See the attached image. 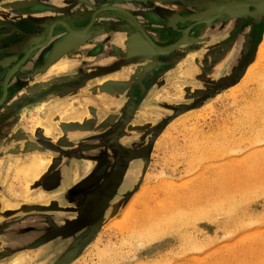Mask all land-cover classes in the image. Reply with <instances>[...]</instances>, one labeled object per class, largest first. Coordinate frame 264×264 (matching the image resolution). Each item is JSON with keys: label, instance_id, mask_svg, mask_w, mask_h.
Listing matches in <instances>:
<instances>
[{"label": "rangeland", "instance_id": "obj_1", "mask_svg": "<svg viewBox=\"0 0 264 264\" xmlns=\"http://www.w3.org/2000/svg\"><path fill=\"white\" fill-rule=\"evenodd\" d=\"M228 1L200 0L206 7ZM41 2L0 0V25L17 16L29 22L68 23V0ZM32 5L39 17L19 12ZM160 9L170 13L165 4L152 11L157 14ZM228 12L217 17L209 12L190 31L188 22L177 30L165 27L164 21L149 26L142 16L132 13L157 48L181 40L180 46L145 61L121 59L103 66L92 60L70 63L66 54L11 82L17 90H26L9 96L16 103L7 115L8 123L16 120L8 125L14 137L58 131L63 139L68 116V125L87 123L86 135L120 127L129 136L147 138L145 161L135 174L130 169L126 173L133 176L126 194L110 201L90 233L68 239V250L76 249L71 264H264V58L247 74L257 62L259 47L264 54V5L251 14L231 16ZM103 31L116 32L119 49L129 40L142 39L123 16L112 18ZM102 46L88 45L82 51L98 53ZM19 49L15 46L10 51ZM126 50L118 51L124 55ZM72 65L77 71L68 77L64 70ZM115 70H127L126 79L101 75ZM70 83L90 84L89 96L79 100L78 91L70 94L67 109L61 105L46 110L44 104L35 102L45 101L52 87ZM105 85L108 92L101 89ZM62 96L57 95L59 100ZM113 117L115 125L110 122ZM84 132L68 133V157L80 148L83 140L77 138ZM48 170L40 171L36 180L18 177L15 171L10 193L23 199L38 187L39 174ZM22 184L25 193L15 190ZM136 196L130 215L124 217ZM26 207L22 204L18 210ZM41 208L47 213L50 205ZM11 243L0 247V264H55L60 256L34 253L31 248L18 250Z\"/></svg>", "mask_w": 264, "mask_h": 264}, {"label": "crops", "instance_id": "obj_2", "mask_svg": "<svg viewBox=\"0 0 264 264\" xmlns=\"http://www.w3.org/2000/svg\"><path fill=\"white\" fill-rule=\"evenodd\" d=\"M32 3L42 2L41 0H32ZM68 3L70 6L68 8V17L78 14L81 16L89 15L93 8L99 6L108 5L109 7H113L117 10H123L135 14L140 10L152 11V8H154L155 6L163 4L161 2H159L158 4L157 1L154 0H141V2H137L136 0H68ZM166 7H169L170 13H179L185 10L184 7H178L176 5L166 4ZM32 13L34 14L30 17L37 18L38 14L36 12ZM17 18L19 19H16V17L10 18L9 20H7V22L4 23L5 25H0V62L4 57L12 55H2L1 53L6 49H13V47L17 45L16 43L24 40V37H21L20 35H23L25 33L27 27H31L30 23L37 22H27L28 20H25L23 16H17ZM69 27L76 31L80 29L82 30L81 27H74L72 23H70ZM94 29V27H91L89 29V33L92 34L95 31ZM117 36L118 35L115 31L110 33H105L104 31H102V34L100 36L95 37L90 42L87 41L86 43L82 44V46H80L76 51L69 53L66 60L68 59L70 63L72 61H74L75 63H81V61L84 60H92L96 61L99 65L102 66L105 65V63L111 61L114 62L121 59H124L126 61V56L128 54L123 53L124 55H121L122 53L118 51L120 49L124 50L126 46L124 44L123 47L120 44V49L118 48L119 42L116 41ZM130 41L131 40H129L128 43H131ZM99 43H103V46L98 53H86L85 51H82L87 49L88 45H91V47H93L94 45L97 46ZM155 45L158 44L155 43ZM106 51H108V53H106ZM13 56L16 57V60H19L21 57L18 54H13L11 57ZM58 62L55 65L60 64ZM99 62L102 64H100ZM36 64L37 63L34 64V62H32L31 64L23 65L21 73L30 72L31 70H34V72H36ZM73 66L74 65L70 66L69 69L67 68V70H64V74H66V76L72 77L73 72L77 71L73 69ZM75 66L77 65L75 64ZM44 68L45 67L42 66L41 69ZM126 72L127 70H123L122 72L115 70L102 73L101 75H109V78H113L116 76L115 80L120 81L126 79V75H123V73ZM172 72L173 70H170L165 75H169V73ZM81 73H83V71H81ZM85 73H89V71ZM52 77H54V75ZM84 84L70 83L60 87L54 86L52 87V89H49L48 92L50 95L45 98V101L36 99L37 101L35 102L44 104V108H46V110L61 105H64V107L67 109L68 103L70 102V94H74L78 91V93H76V97L79 100L82 99L83 96H89L87 94V88H89L91 85L89 84L86 86ZM10 85H12V83H10ZM10 85L7 98L0 103V247H4L5 245V247L7 248L9 247V243L11 241H13L14 243H11L12 247L18 245L25 236L31 233L30 230H34L36 232L41 230L42 226H44L45 223L43 220H39V218H43L45 222H47L49 229L60 228L63 229V234L67 233L66 231L68 227V221H72V218L68 216L69 206L72 204L71 201L68 200V196L71 192L72 186L79 182L84 177L87 171V169H85L87 167L81 161H76L72 163L73 165L69 164L68 133L64 135L63 139L58 131H52L49 133V135L39 133L33 137L21 136L22 138L14 137L12 133H9L10 131H8V125L11 123L15 124L16 122V120H13V122L9 121V123L7 121L8 113L13 111L12 107L16 104L15 102H13L12 96L10 98L9 96L14 92V90H16V92L26 91L17 90L16 88H14V90L12 91L10 90ZM38 90H40V88H38L37 90L35 89L34 92H37ZM58 94H63L64 96L62 97H64V99L59 100V97H57ZM96 104V101H92L93 106H96ZM64 122L66 123V125H68V116L64 118ZM56 134H58L60 138ZM86 134L87 133L84 132L82 135L86 137ZM82 135H79L77 139L84 140V136ZM59 139H62L60 143H58ZM20 148H23L24 151L20 152ZM35 156L44 157L43 159L48 161L47 163H45V168L42 169L40 173L44 172L48 167H50V170H48L46 174L39 176V178L36 177L39 180H37L39 182L37 183L38 187L34 190H29L26 197H23V199H21L17 196H12V194L10 193L9 185L13 174L15 173V171H17V176L22 177L23 175L21 174V172L24 167H26L25 165L29 164L33 158H36ZM51 159L54 160V163L52 165L50 164ZM133 169L134 168L131 166L130 170L132 173ZM28 180L30 179L28 178ZM33 180L30 181L29 184L33 183ZM123 183L124 181L121 183L119 189H121ZM23 186L24 184L20 185L19 187L16 186L15 190L19 192L24 191L25 193ZM119 189L117 190L115 197H118L119 195H122L124 193L123 190L119 193ZM124 191H126V189H124ZM22 204L27 205V207L22 211L18 210ZM49 205L50 208L48 209L47 213H44L45 210H37L38 207L41 208L42 206ZM23 212L28 213L25 216L23 215ZM23 230H26V232H24Z\"/></svg>", "mask_w": 264, "mask_h": 264}, {"label": "water", "instance_id": "obj_3", "mask_svg": "<svg viewBox=\"0 0 264 264\" xmlns=\"http://www.w3.org/2000/svg\"><path fill=\"white\" fill-rule=\"evenodd\" d=\"M136 1L141 2V0ZM154 1L161 2L165 5L169 4L176 5L178 7L181 6L184 7L185 10L179 13L172 14L165 11L164 9H160L159 13L157 14L151 10H140L138 12L139 16H142L144 20L148 21L149 26H153V24L154 26H156L154 22L164 21L163 23H165V27L172 26L174 30H177L179 27H183V25L188 22L190 23L187 24V27L190 28L189 31L193 29L195 25H197L201 18L208 16L209 12L211 14H215L214 16L216 17L224 14L226 11H229L228 13L231 16H240L242 14L248 13L249 11L250 14L256 12L264 5V0L258 2L259 4L251 3V1H246L245 3L234 4H208L207 7L204 6L202 2H200V0ZM233 6H242L244 8H242L241 10H229ZM35 8V5L24 6L19 9V12H36ZM199 8L209 10L206 13H198L196 12V10ZM122 16L124 20L126 19V22L132 23L134 25V28L142 36V39L134 38L133 40H131V43H128V45H126V54H128L126 56L127 61L141 62L152 58L156 54L168 55L181 44V40L179 39L180 41H177L175 44L168 48H157V46L154 44V42H152L147 33L143 31V28L138 23L137 18L132 13L123 10H117L113 7H109L108 5L93 8L89 15H71L68 17V23L61 20L50 21L49 23H30L31 27H27L25 33L23 35H20L21 37H24V40L16 43L17 45H15L18 46V49H20L17 51H10L9 48L1 53L2 55L18 54L21 57L19 60H16V57H11L12 55H9L4 57L0 62V81L2 80L0 84V103L7 98L10 83L20 77H23L27 73H21L23 65L31 64L32 62H34V64L37 63L35 68H41L42 66L45 67L46 65H49L50 63L58 60L62 56L76 51L80 46H82V44L86 43L87 41L90 42L95 37L100 36L102 34V31L104 30V26L109 25L112 18L113 20L121 19ZM161 16H164V18H161ZM70 23H72L74 27H81L82 30L80 29L76 31L71 29L69 27ZM91 27L95 28V31L92 34L89 33V29ZM185 31L181 36L182 38L184 37ZM14 88H16L15 84L10 85V90L13 91ZM108 88V85L101 87L102 90L107 92L109 90ZM86 125L87 123L85 122H83V124L65 125L63 134L65 135L69 132H84L87 129ZM37 210H45V208L38 207ZM75 252L76 249L70 250L62 258V260L58 262V264L66 258H68L67 261H64L65 263L62 262L61 264H71L74 259Z\"/></svg>", "mask_w": 264, "mask_h": 264}, {"label": "flooded vegetation", "instance_id": "obj_4", "mask_svg": "<svg viewBox=\"0 0 264 264\" xmlns=\"http://www.w3.org/2000/svg\"><path fill=\"white\" fill-rule=\"evenodd\" d=\"M246 1L260 2V0H229L224 4ZM242 8L244 7L233 6L229 10ZM116 121L114 117L110 120L113 125ZM98 131L96 129L89 133L80 148H76L78 151L71 152L68 157L69 164L81 161L88 169L84 177L72 186L68 196V200L72 203L69 206L68 216L72 218V221H68L67 233L63 234V229L60 228L49 229L47 222L39 218L45 223L42 229L37 232L30 230L31 233L19 242L20 247L16 245L14 248L18 250L31 248L34 253H55V256L58 253L60 256L54 262L56 264L70 250H68V239L71 241L73 237L82 238L87 235L103 217L130 167L134 168V174L138 171V167H141L146 158L144 149H146L147 138L129 136L120 127L106 134ZM105 139L109 142L107 145L104 143ZM125 194L126 192L123 196Z\"/></svg>", "mask_w": 264, "mask_h": 264}, {"label": "bare ground", "instance_id": "obj_5", "mask_svg": "<svg viewBox=\"0 0 264 264\" xmlns=\"http://www.w3.org/2000/svg\"><path fill=\"white\" fill-rule=\"evenodd\" d=\"M261 1V0H260ZM255 4H258V3H255ZM263 9V8H262ZM206 22V21H205ZM4 45V44H3ZM263 51H262V48L260 49V47L258 48V51H257V56H256V60H257V62L252 66V67H250L249 69H248V72H247V74H249L252 70H254V66H256V64L257 63H259L258 61L259 60H262V58H264L263 57ZM195 59V58H194ZM70 60V59H69ZM124 83V82H123ZM235 93V92H234ZM68 108V107H67ZM41 112V111H40ZM31 120V119H30ZM35 123V121L33 122V124ZM40 123V122H39ZM31 124V123H30ZM35 126V125H34ZM30 127V126H29ZM37 128H39V126L37 127ZM40 128H41V125H40ZM45 129V131L47 130L46 128H44ZM42 130V129H41ZM44 131V130H43ZM42 131V132H43ZM48 131V130H47ZM169 132L167 131L165 134L167 135ZM164 134V135H165ZM36 157V156H35ZM33 158V157H32ZM43 158L44 157H40V156H37L36 158H33L31 161H30V163L29 164H27V165H25L26 167H24V169L22 170V172H21V174L23 175V176H27V177H25V179H33V177H35L42 169H43V167H45L44 165H45V163L47 162L46 160L44 161L43 160ZM89 167V166H88ZM85 169H88V168H85ZM42 174V173H41ZM40 175V174H39ZM41 176V175H40ZM132 178H133V176H132V174L129 172L128 174H127V176H126V178L124 179L125 181H124V183H123V185L121 186V189H119V191H122L123 190V192H125L124 191V189H127V188H129L130 186H131V183H132ZM35 180V179H34ZM24 183V182H23ZM34 188V187H33ZM137 201V196L135 197V198H133V200H132V202H129V205H128V208H126V210L124 211V214H125V216L124 217H128L129 215H130V213H131V211H132V209H131V207H133L134 206V204H135V202ZM110 210H111V208H110ZM126 212V213H125ZM35 257V256H34ZM19 258V257H18ZM67 259L68 258H66V259H64L62 262H66L67 261ZM18 260V259H17ZM62 260V259H61ZM60 260V261H61ZM19 261H21V259L19 260ZM59 261V262H60ZM16 262V261H15ZM61 262V263H62ZM64 262V263H65ZM12 263V262H11ZM61 263H59V264H61ZM10 264V263H9ZM17 264V263H16ZM57 264H58V262H57Z\"/></svg>", "mask_w": 264, "mask_h": 264}]
</instances>
